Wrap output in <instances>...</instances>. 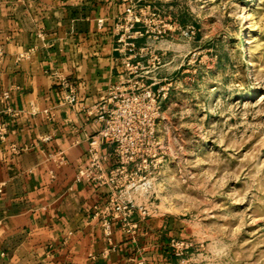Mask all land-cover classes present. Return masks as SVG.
Wrapping results in <instances>:
<instances>
[{
	"label": "crops",
	"instance_id": "crops-1",
	"mask_svg": "<svg viewBox=\"0 0 264 264\" xmlns=\"http://www.w3.org/2000/svg\"><path fill=\"white\" fill-rule=\"evenodd\" d=\"M128 4L0 0V94L11 87L8 101L0 99L8 125L0 142V264H187L171 244L178 231L175 216L152 215L151 208L144 218L134 215V233L113 220L108 236L102 209L109 187L78 179L90 139L104 124L94 105L128 76L119 39ZM139 32L133 40L142 46ZM133 61H140L143 80L152 86L150 55ZM54 71L75 85V105L62 102ZM12 144L26 148L15 152Z\"/></svg>",
	"mask_w": 264,
	"mask_h": 264
},
{
	"label": "rangeland",
	"instance_id": "rangeland-1",
	"mask_svg": "<svg viewBox=\"0 0 264 264\" xmlns=\"http://www.w3.org/2000/svg\"><path fill=\"white\" fill-rule=\"evenodd\" d=\"M127 1L162 145L130 197L178 219L187 264H264V0Z\"/></svg>",
	"mask_w": 264,
	"mask_h": 264
},
{
	"label": "built area",
	"instance_id": "built-area-1",
	"mask_svg": "<svg viewBox=\"0 0 264 264\" xmlns=\"http://www.w3.org/2000/svg\"><path fill=\"white\" fill-rule=\"evenodd\" d=\"M143 21L140 13L129 3L125 9L122 21L123 31L120 41L125 45L126 66L128 76L126 80L113 83L106 96L95 105L94 110L104 121L103 126L90 139L88 162L79 169L78 179H87L98 186L109 187V199L102 209L103 224L108 236L112 232V221H120L122 227L134 233L138 227V220L148 215L146 207L136 203L130 197V191L142 186L139 182L152 175V148L161 147L158 139V121L161 115V105L157 93L151 85L143 80L140 61L134 63L133 58L150 55L152 62V46L150 44L137 46L133 40L137 32L134 31L139 22ZM103 24V20H99ZM5 57L4 44L0 42V61ZM62 86V102L75 105L78 92L68 76L61 71L53 72ZM11 96V87L5 88L0 99L7 102ZM8 112H14L5 106ZM8 132L7 122L0 113V142L6 140ZM112 144L113 149L105 151L103 145ZM26 147L12 144V150L18 152ZM115 157L114 164L107 161ZM143 183H146L144 181ZM172 247L176 255L182 256L190 246L188 241L174 237Z\"/></svg>",
	"mask_w": 264,
	"mask_h": 264
}]
</instances>
